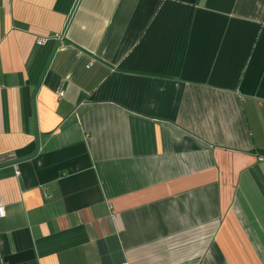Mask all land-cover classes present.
I'll list each match as a JSON object with an SVG mask.
<instances>
[{"label":"crops","instance_id":"crops-1","mask_svg":"<svg viewBox=\"0 0 264 264\" xmlns=\"http://www.w3.org/2000/svg\"><path fill=\"white\" fill-rule=\"evenodd\" d=\"M0 206V264H264V0H0Z\"/></svg>","mask_w":264,"mask_h":264},{"label":"built area","instance_id":"built-area-1","mask_svg":"<svg viewBox=\"0 0 264 264\" xmlns=\"http://www.w3.org/2000/svg\"><path fill=\"white\" fill-rule=\"evenodd\" d=\"M48 40H53V41L57 42L59 46H62L64 43L63 35H61V34H56V35H53L51 37H38V39L36 40V43L38 45H43ZM93 63H94V59H90L88 64L86 65V68H89L90 66H92ZM58 95L60 97H62L64 95V93L62 91H59ZM4 216H5L4 207L0 206V219L3 218Z\"/></svg>","mask_w":264,"mask_h":264}]
</instances>
